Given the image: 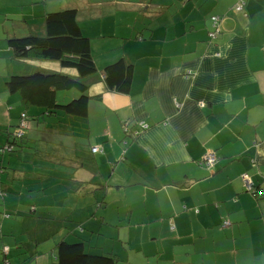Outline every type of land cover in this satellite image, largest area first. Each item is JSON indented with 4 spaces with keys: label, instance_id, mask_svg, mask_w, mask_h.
<instances>
[{
    "label": "crops",
    "instance_id": "obj_1",
    "mask_svg": "<svg viewBox=\"0 0 264 264\" xmlns=\"http://www.w3.org/2000/svg\"><path fill=\"white\" fill-rule=\"evenodd\" d=\"M53 1L38 6L41 16L73 7L89 38L97 71L86 78L84 124L88 144L102 152L71 173L77 163L59 153L71 148L73 160L85 163L80 120L59 113L66 132L55 131L56 117L20 102V113L35 114L29 129L68 140L49 147L28 139L6 162L2 157L3 174L15 166L5 186L21 216L17 237L26 236L16 247L31 252L39 239L65 234L49 237L35 215L69 216L73 230L82 226L88 251L113 255L117 264H264V0H245L242 12L234 10L237 0ZM214 15L222 20L210 38ZM7 55L12 74L34 66L74 74L58 62ZM121 58L133 67L127 94L103 82L104 67ZM19 116L9 115L10 124ZM125 123L138 135L125 136ZM208 151L218 158L211 168L199 163ZM243 175L258 195L245 189ZM0 219V232H11ZM55 242L47 243L53 255Z\"/></svg>",
    "mask_w": 264,
    "mask_h": 264
},
{
    "label": "trees",
    "instance_id": "obj_2",
    "mask_svg": "<svg viewBox=\"0 0 264 264\" xmlns=\"http://www.w3.org/2000/svg\"><path fill=\"white\" fill-rule=\"evenodd\" d=\"M7 45L12 52L14 60L36 59L53 61L58 62L62 69H70L74 72L73 74L34 66L28 73L9 75L4 79V83L7 91L19 93L22 102L26 105L40 108L43 113L46 112L48 115L56 117V119L58 118L57 115L61 113L70 118L73 117V120H80V128L85 131V142L83 141L85 144H81L85 146L84 151L83 148L81 149L83 155H85V163L83 164V161L78 163L73 160L71 148L67 147V149L60 150L59 154H61V158L67 157L69 162L72 160L77 163L76 166H72L71 173L75 169L82 168V166L90 165L93 155L102 152L101 147L88 144V128L84 124L86 122L85 117L89 100L87 94L89 83L86 78L96 73L97 69L90 51L89 38L81 32L77 20V10L73 7H66L46 12L44 14V31L42 34L13 35L7 38ZM132 71V64L122 58L106 65L102 72L106 89L110 92L127 94L131 88ZM66 91L74 92L75 94L64 101L56 99L57 93ZM22 113L26 115V126L20 127L19 116L18 122L14 126V131H11L9 127L2 128L7 142L6 145L0 147V153H15L17 150L24 148L25 145L22 144H25V142L29 143V140L24 138L26 136L25 131L29 126V116L26 111L21 112L20 115ZM63 125L64 123L57 119L56 126L58 127L55 131L66 132V126ZM70 125L72 126V124ZM140 127L143 128L142 126ZM128 128L127 130L123 128L125 136L135 137L138 135V132H134L129 126ZM19 132H21L20 136H18ZM69 133L72 134V132ZM93 147H99L100 150L93 151ZM73 149L75 148L73 147ZM82 153L76 152L77 156ZM64 154L67 156H64ZM1 165L0 161V168H3ZM253 188L254 191L252 193L258 195L259 191L255 188V185ZM248 191L251 192V190ZM7 193V189L0 186V201H4ZM7 216L9 217L10 214L5 213L4 217ZM34 218L42 222V225L47 229L49 237L62 231L65 232L54 243L55 255L52 256L54 261L51 264H117V260L113 255L92 254L89 252L85 246V239L78 234L82 230V226H78L79 231L77 233L74 232L73 227L70 225L72 220L69 216L57 218L50 215H35ZM46 240V238H41L39 242L42 243ZM37 243L35 242L33 247ZM35 253L36 250L33 249L30 255L33 256ZM6 260V258H3L2 263L4 264Z\"/></svg>",
    "mask_w": 264,
    "mask_h": 264
},
{
    "label": "rangeland",
    "instance_id": "obj_3",
    "mask_svg": "<svg viewBox=\"0 0 264 264\" xmlns=\"http://www.w3.org/2000/svg\"><path fill=\"white\" fill-rule=\"evenodd\" d=\"M46 0H37V4L31 3L32 0H0V147H3L6 145V136L1 129L2 127H9L11 131H14V126L16 124H10L13 118H17L20 114L21 106L24 110V106L20 104L22 102L21 97L19 93H10L7 91V88L5 86V80L3 79L5 75H11L12 73L9 72L10 65H7V62L5 59H8V47H7V38H8V32L12 31V34L18 33L17 36L26 35L28 33H39L40 32V25L44 24V17L41 16V13L39 12V7H42V4ZM50 0H48L49 2ZM54 2L53 0H51ZM62 1V0H59ZM72 1V0H71ZM75 1V0H74ZM82 2V0H79ZM77 2V3H80ZM66 8V7H65ZM38 11V13H37ZM7 57V58H6ZM9 60V59H8ZM15 61V60H14ZM13 61V62H14ZM9 62H11L9 60ZM16 62V61H15ZM70 70V69H69ZM8 73V74H7ZM68 99V98H67ZM34 108V107H31ZM11 115V119L8 117ZM29 117L33 121V112L29 113ZM29 120V122H31ZM26 136L25 139H33L34 141L39 138V141L34 142L35 145H39L40 143H44L46 146L54 145L56 142L59 141V139L64 140L67 138V136H55L44 134L43 131L37 132L34 130V128L26 129ZM30 134V135H29ZM68 138L66 139V141ZM28 141V140H26ZM9 154L6 152L5 154L0 153V161H2V157H4V161L6 162V156ZM10 157V156H9ZM13 165V164H12ZM3 168H0V186L1 188H7L5 185L8 184L9 180L13 175L15 174V166L13 165V168H9L10 170H7L5 174L3 172L6 170L5 164H2ZM7 197H5V201H0V218H4V229L10 230L11 232H0V263H2L3 258H23L25 260L21 262H17L15 264H35V262H32V258H39V262H43L44 260H48L51 262V258L53 254L50 252L52 251L51 246L47 245L53 244L54 241H57V239H49L42 243H39L37 246H35L36 253L35 255L31 256L29 249L26 247L24 248H17L21 242V239L24 238L26 240V236L21 234L19 237H17L19 230L21 228V216L20 219L16 216L15 208H10V202L8 200L9 196H12V194L7 190ZM44 198L40 197L39 199ZM66 203H70L71 199H63ZM6 202V205H5ZM41 202L45 203L46 199H41ZM16 204H14L15 206ZM44 205V204H41ZM58 205H56L57 207ZM44 209H46L45 206H42ZM53 209V208H49ZM57 209L61 210L62 208L57 207ZM28 209L27 211H29ZM6 214H10L8 217H4ZM49 216V215H48ZM1 220V219H0ZM1 223V221H0ZM84 227V226H83ZM79 231V228H76L74 232ZM73 232V233H74ZM10 249V250H9ZM27 258V259H26ZM31 258V259H30ZM141 260V258H138ZM145 260V259H144ZM3 264V263H2Z\"/></svg>",
    "mask_w": 264,
    "mask_h": 264
},
{
    "label": "built area",
    "instance_id": "obj_4",
    "mask_svg": "<svg viewBox=\"0 0 264 264\" xmlns=\"http://www.w3.org/2000/svg\"><path fill=\"white\" fill-rule=\"evenodd\" d=\"M244 6H245V0H237V3L234 7V10L237 12H242L244 10ZM210 19H211V23H212V30L209 32V36H210V38H215L217 36V34L219 33V24L222 20V17L214 15V16H211ZM26 122H27L26 121V115L24 113H22L20 115V120H19L20 127L26 126ZM142 127L147 128L146 125H143ZM124 129L127 130L129 128L127 125H125ZM20 134H21V132H19L18 136H20ZM92 150L98 151V150H100V148L99 147H93ZM216 162H217V157H216L215 153L212 151H208L205 153V155L202 157V160H200L199 163L201 165H204L207 168H211L215 165ZM242 180H243V184H244L245 189L251 190V192H253L254 191V188H253L254 184L251 181V179L247 175H243ZM228 224H229L228 221L223 222V226H226Z\"/></svg>",
    "mask_w": 264,
    "mask_h": 264
}]
</instances>
